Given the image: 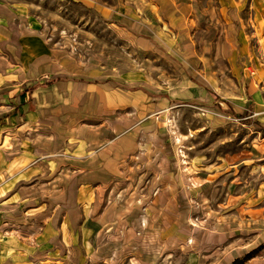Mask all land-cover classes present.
I'll use <instances>...</instances> for the list:
<instances>
[{"label": "rangeland", "instance_id": "1", "mask_svg": "<svg viewBox=\"0 0 264 264\" xmlns=\"http://www.w3.org/2000/svg\"><path fill=\"white\" fill-rule=\"evenodd\" d=\"M2 1L101 84L56 95L54 204L0 228V264H264V0Z\"/></svg>", "mask_w": 264, "mask_h": 264}, {"label": "crops", "instance_id": "2", "mask_svg": "<svg viewBox=\"0 0 264 264\" xmlns=\"http://www.w3.org/2000/svg\"><path fill=\"white\" fill-rule=\"evenodd\" d=\"M10 13L7 5L0 0L1 229L18 225L13 217L19 214H23L21 217L27 225L18 226H32L33 222L29 216L34 213L30 211L32 209L30 206L36 205L35 195L38 194V190H44L45 197L41 198L43 203L54 204L52 175L61 174L64 167H55L57 161L54 155L58 154L52 151L63 147L58 146L59 141L56 139H36L39 141L37 143L34 141V135L51 136L52 131L49 127L68 123V118L60 117V113L65 112L64 109L54 105L56 95H71L77 103L79 99L73 95L74 90L101 84L100 81L84 75L95 74L98 69L90 63L82 64L63 48L48 42L41 33L27 28L20 22H10L9 19L12 18ZM47 80L51 82L44 84L43 82ZM29 85H33V88H26ZM191 93L205 102L213 101L210 91L207 93L192 88ZM248 95L251 99L250 93L246 94ZM67 106L69 107V104ZM112 131L114 128L110 127V132ZM53 134L56 135L54 131ZM117 139L111 135L106 140V146L116 147ZM82 142L79 139L74 140V147L80 148ZM80 171L86 172L81 169ZM68 185L62 183L60 205L71 204L65 195ZM79 188L78 194L81 195L85 186L81 185ZM78 204L79 202L72 203ZM53 237L52 234H48L46 240L52 243ZM50 250L46 248L43 251ZM49 257L47 254V258Z\"/></svg>", "mask_w": 264, "mask_h": 264}, {"label": "trees", "instance_id": "3", "mask_svg": "<svg viewBox=\"0 0 264 264\" xmlns=\"http://www.w3.org/2000/svg\"><path fill=\"white\" fill-rule=\"evenodd\" d=\"M148 38V37H147ZM49 82H51L50 80H47V81H44L43 83L44 84H47V83H49ZM32 88V86L29 88V89H31ZM215 95V94H214ZM216 96V95H215ZM248 98H249V95H248ZM250 109L251 108V104L249 103L248 104V107H247V109ZM254 252H255V249H253V250H251V251H249V252H247V253H245L244 255H243V257H241V258H239V257H235L233 260H232V262L230 263V264H243L242 262H243V260L244 259H248V258H250L251 256H253L254 255Z\"/></svg>", "mask_w": 264, "mask_h": 264}]
</instances>
